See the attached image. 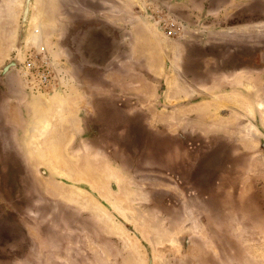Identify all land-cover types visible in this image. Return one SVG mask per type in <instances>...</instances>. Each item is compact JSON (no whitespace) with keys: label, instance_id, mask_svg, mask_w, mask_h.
Returning a JSON list of instances; mask_svg holds the SVG:
<instances>
[{"label":"rangeland","instance_id":"1","mask_svg":"<svg viewBox=\"0 0 264 264\" xmlns=\"http://www.w3.org/2000/svg\"><path fill=\"white\" fill-rule=\"evenodd\" d=\"M24 8L21 48L44 47L58 76L33 93L9 71L18 105L0 82V264H264V0H0V69ZM100 27L120 41L106 101L129 99L115 126L77 70ZM125 188L127 212L101 194Z\"/></svg>","mask_w":264,"mask_h":264},{"label":"crops","instance_id":"2","mask_svg":"<svg viewBox=\"0 0 264 264\" xmlns=\"http://www.w3.org/2000/svg\"><path fill=\"white\" fill-rule=\"evenodd\" d=\"M84 69H86V70H84ZM77 70L79 71L80 74H83V70L84 71H88V73H89V74H87L84 77V80H86V81H84V80H83L84 82L82 81V83H84V84H86L88 86L85 87L82 84V87L84 89L85 88L87 89V92L89 93L90 97H92L95 100L99 99V100H96V101L103 103V104H101V106L98 104L99 107H98V109L95 110V112H97L98 114H100V116H102L103 123L111 125V126L122 124L125 121V119H126L125 109L127 108L126 103L128 104V100L129 99H127L126 97L121 96L123 94L120 93V96H119L120 98L119 97L118 98L120 100H124L126 103L124 102V104H123L122 102H116V103L113 104V103H110V102L106 101L107 96L104 94L105 93L104 90L106 92L110 93V92L113 91L114 86L108 83V85H106V86H108L107 90H106V88L104 89V87L101 85L102 83H100L101 80L110 79V80L113 81L114 79H116L115 72L109 71V67L108 66L105 67V68H101V69L91 68V67H85V68L78 67ZM115 81H118V80L116 79ZM1 83H3V86L5 85V88H7L6 91L4 92L5 98H10V96H11V98H12L11 100H15L14 102H12L13 105H15V104L18 105L21 100L18 101L13 96V94H15V91L17 90L18 87L14 88L15 86H12L11 83L8 82V80H6V79H3ZM120 85L118 86V89L120 88L121 89L120 91L122 93H123V91H126L128 89L124 85H122V86H120ZM5 93H6V95H5ZM84 94H86V93L83 92V95ZM5 98H4V101L6 103L7 100ZM7 102H10V101H7ZM103 110L106 112L104 115H102V111ZM3 111H5V109H3ZM1 118H2V120L6 119V118H4V116L1 117ZM6 124H8V121L5 122L4 125H6ZM194 229L196 231H198L199 230V225L195 224Z\"/></svg>","mask_w":264,"mask_h":264},{"label":"water","instance_id":"3","mask_svg":"<svg viewBox=\"0 0 264 264\" xmlns=\"http://www.w3.org/2000/svg\"><path fill=\"white\" fill-rule=\"evenodd\" d=\"M24 12L25 8L21 16L17 48L12 56V59L0 69V82H2L4 76L9 71H11L17 66L21 48L20 34L23 24L22 17L24 15ZM102 39H106L111 46L110 51L106 55L103 54L104 52H102L101 48H97L98 45H101V43L98 42H100ZM119 47L120 41L114 39L106 28L100 27L89 29L82 33V35L80 36V38H78L76 42L75 53L78 56L79 65L101 69L109 66V64L118 56ZM95 48H97L98 50H96Z\"/></svg>","mask_w":264,"mask_h":264},{"label":"built area","instance_id":"4","mask_svg":"<svg viewBox=\"0 0 264 264\" xmlns=\"http://www.w3.org/2000/svg\"><path fill=\"white\" fill-rule=\"evenodd\" d=\"M17 68L26 88L33 93L50 91L57 85L58 73L51 56L42 46L21 48Z\"/></svg>","mask_w":264,"mask_h":264},{"label":"bare ground","instance_id":"5","mask_svg":"<svg viewBox=\"0 0 264 264\" xmlns=\"http://www.w3.org/2000/svg\"><path fill=\"white\" fill-rule=\"evenodd\" d=\"M38 13H39V14L36 13L37 15H35V16H34L35 18H33V22H35L36 24L39 23V22H38L39 20H41V19H40V16H42V13H43L42 8L38 11ZM43 14H44V13H43ZM39 15H40V16H39ZM42 17H43V16H42ZM4 19H5V18H4ZM9 21H10V20H9ZM5 23H6V22L4 21L3 24H5ZM10 24H11V22H10ZM33 24H34V23H33ZM40 26H41V25H40ZM31 27H32V26H31ZM9 30H10V29H9ZM34 33H35V38H37L36 36H38V34H37V33H38V30H34ZM60 99H61V98H60ZM56 100H58V99H56ZM61 100L63 101V99H61ZM44 101H45V100H44ZM60 102H61V101H60ZM60 102H59V103H60ZM258 104H259V107L262 109V107H263L262 104H261L260 102H259ZM57 105H58V107L60 106L59 104H57ZM62 105H63V104H62ZM63 106H64V105H63ZM56 107H57V106H56ZM60 107L62 108V106H60ZM60 107H59L58 109H60ZM64 108H65V107H64ZM260 108H259V109H260ZM59 111H60V110H59ZM60 112H61V111H60ZM60 112H59V113H60ZM64 113H65V112H64ZM59 115H60V114H59ZM63 116H64V115H63ZM66 118H67V117H66ZM60 119H61V118H60ZM67 120H68V119H67ZM63 121H64V120H63ZM65 121H66V120H65ZM41 125L43 126V128L40 126V127H41L40 130H41V133H42L41 135L43 136V134L46 133V135H47L49 138H51V137L53 138V141H52L51 139H50V141H52V143L55 142L54 137H53L52 133L50 132V130L52 129V127H49V123H48V122L46 123V121H45V122H43ZM51 125H52V124H51ZM51 125H50V126H51ZM48 128H49V129H48ZM53 129L55 130V128H53ZM53 129L51 130L52 132L54 131ZM40 130H39V135H40ZM48 131H49V132H48ZM48 134H50L51 136L48 135ZM41 135H40V136H41ZM42 136H41L40 138H42ZM48 137H47V138H48ZM45 138H46V136H45V137L43 136V140H44ZM58 140H59V139H58ZM50 141H48V142L51 143ZM59 141H60V140H59ZM46 142H47V141H46ZM52 143H51V144H52ZM55 143H56V142H55ZM55 143H54V145H55ZM57 143H58V142H57ZM59 143H60V142H59ZM59 143H58V144H59ZM51 144H50V145H51ZM48 145H49V144H48ZM50 145H49V147H51L52 149H54V148H53L54 145H53V146H52V145L50 146ZM60 145H61V144H60ZM31 146H32V144H31ZM49 147H48V151H49V149H50ZM57 148L59 149L60 147L57 145ZM57 148H56V149H57ZM52 149H50V151H54V150H52ZM58 149H57V150H58ZM57 150L55 151V153L58 152V155H56L55 153H53L52 155H53V156L55 155L56 157H58V159H59V156H60V157L62 156L61 159H65V158H63V154H62V153H61L62 155H59V153H60L59 151H61V149H59V151H57ZM50 151H49V152H50ZM50 153H51V152H50ZM49 156H50V154H49ZM56 157H53V158L55 159ZM51 159H52V158H51ZM63 161H64V160H63ZM60 163H61V162H60ZM62 165H63V164H62ZM86 165H87V164H86ZM70 166H71V165H70ZM84 166H85V165H84ZM60 167H62V166L60 165ZM80 167H81V169H82V165H81ZM80 167H79V168H80ZM62 168H63V167H62ZM68 168H69V167H68ZM73 168H74V167H73ZM73 168H71V169H72L71 171H73V173H74V172H75L74 170H77V168H76V169L74 168V170H73ZM83 168H84V167H83ZM97 168H98V167H97ZM107 169H108V168L106 167V170H107ZM60 170L62 171V169H60ZM90 170H92V168H91ZM90 170H89V171H90ZM69 171H70V170H69ZM81 171H84V170H81ZM85 171H86V170H85ZM85 171L83 172V174L86 173ZM97 171H98V170H97ZM107 171L109 172V173L107 174L108 177H109L110 179H113L114 181H116V183H117V185H119V187H120L122 184H124V182H125L124 178H123L122 176H120L119 173H118L117 171L112 170V169H108ZM65 172H66V171H65ZM59 173H60V171H59ZM81 173H82V172H81ZM91 173H92V171H90V172L87 173V174L89 175V174H91ZM96 173L98 174L99 171L96 172ZM102 173H104V172H102ZM105 173H106V172H105ZM60 174H62V172H61ZM65 174H66V173H65ZM67 174H68V173H67ZM67 174L64 175V177L66 176V178L68 177V178H72V179H73V177H75V176H73V175H69V174L67 175ZM88 175H87V176H88ZM92 175H93V173L91 174V176H92ZM71 176H72V177H71ZM98 176H99V174H98ZM80 177H81L80 175H77L75 179H78V178L80 179ZM85 177H86V175H85ZM89 177H90V176H89ZM93 177L96 178V174H95V176H93ZM90 178H91V177H90ZM95 178H94V179H95ZM99 178H100V180L103 179V178H101V175L99 176ZM85 179L87 180V177H86ZM92 179H93V178H92ZM97 179H98V178H97ZM107 179H108V178H107ZM88 181H90L89 178H88ZM94 181H95V180H94ZM96 181H97V180H96ZM103 181H104V180H103ZM103 181H102V182H103ZM97 182H99V181H97ZM100 183H101V182H100ZM95 184H97V183H94V182H93V185H95ZM97 186H99V184H98ZM100 186H101V185H100ZM100 186H99V187H100ZM94 187H96V186H94ZM121 187H122V186H121ZM96 188H97V187H96ZM97 189H98V188H97ZM125 189H126V188H125ZM103 190H104V189H103ZM103 190L101 191V194L104 195V197H105L107 200L110 201L111 206H115V208H116L118 211H122V210H125V209L127 210V207H129V205H130V203H131V199H132V198L135 196V194H136L134 191H132V190H130V189H128V190L126 189V190H123V191H122V193H123L122 195H123L124 199H121L122 197H121V198H120V197H119V198L116 197V199H114V201H113L112 199H110V198L107 197V194H105L106 192L104 193ZM64 192H65V191H64ZM66 194L69 195V197H72V198H74V199H76V200H77V199H80V197L78 198V197H76V196H81V199H80V200H81V204H82V205H85V206L88 205V203H85V201H86L87 199H86V197H85V195H84V192L80 194L79 191L74 190V189H70V190H68V191L66 192ZM100 196H101V195H100ZM101 197H102V196H101ZM89 198H90V197H89ZM79 202H80V201H79ZM83 202H84V203H83ZM118 205H119L121 208H119ZM125 205H126V206H125ZM93 207H94V206H93ZM122 207L125 208V209H123ZM126 210H125V211H126ZM126 212H127V211H126ZM118 213H119V212H118ZM122 213H123V212H121V214H122ZM125 216H126V215H125ZM132 216H133V215H132Z\"/></svg>","mask_w":264,"mask_h":264}]
</instances>
